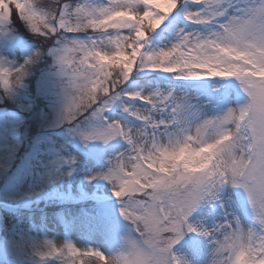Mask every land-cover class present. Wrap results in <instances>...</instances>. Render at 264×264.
<instances>
[{
    "label": "snow or ice",
    "instance_id": "snow-or-ice-1",
    "mask_svg": "<svg viewBox=\"0 0 264 264\" xmlns=\"http://www.w3.org/2000/svg\"><path fill=\"white\" fill-rule=\"evenodd\" d=\"M44 5L0 0V28L16 16L47 44L54 42L48 53L64 96L58 121L85 142L116 141L111 166L97 175L112 184L129 227L122 246L110 253L49 239L33 246L35 254L61 264H194L175 246L195 233L213 245L208 264H264V0ZM182 6L186 20L209 30L180 29L170 44L149 47L151 34ZM40 55L37 50L11 66L0 58V88L21 86ZM151 72L186 81L235 80L246 100L234 102L226 92L201 101L202 92L128 86L134 74ZM114 106L121 114L110 119L105 113ZM121 143L127 145L123 151ZM229 186L246 201L247 224L235 214L228 218L227 211L212 227L203 218L190 219L202 207L223 208ZM197 251L193 245V257Z\"/></svg>",
    "mask_w": 264,
    "mask_h": 264
},
{
    "label": "rangeland",
    "instance_id": "rangeland-1",
    "mask_svg": "<svg viewBox=\"0 0 264 264\" xmlns=\"http://www.w3.org/2000/svg\"><path fill=\"white\" fill-rule=\"evenodd\" d=\"M42 2L50 6L52 0ZM183 11L184 6L175 10L151 34L149 47L170 44L180 29L205 33L209 30L186 20ZM52 46L54 42L47 44L16 16L10 25L0 28V58L8 66L23 63L37 50L41 53L30 65L21 86L7 92L0 88V264H61L58 258L41 259L35 254L33 246L49 239L57 243L70 240L81 248L94 247L110 253L122 246L129 227L120 213L112 184L97 175L111 166L116 141L85 142L73 133V126L58 121L64 96L61 79L55 75L54 57L48 53ZM217 85L222 87L213 93ZM128 86L145 92L156 88H174L181 94L202 92L201 101L226 92L231 93L234 102L246 100L238 81L219 78L186 81L151 72L134 74ZM206 107L211 111V105ZM120 114L116 106L105 113L110 119ZM154 115L166 117L167 113ZM126 147L121 143L118 150ZM222 201L223 208L202 207L190 219L203 218L204 224L212 227L225 219L227 211L228 218L235 214L242 223H248L250 212L237 189L226 187ZM193 245L198 249L195 257ZM175 247L178 254L192 259L194 264H208L213 245L207 238L189 233Z\"/></svg>",
    "mask_w": 264,
    "mask_h": 264
},
{
    "label": "clouds",
    "instance_id": "clouds-1",
    "mask_svg": "<svg viewBox=\"0 0 264 264\" xmlns=\"http://www.w3.org/2000/svg\"><path fill=\"white\" fill-rule=\"evenodd\" d=\"M113 264H114V262H113Z\"/></svg>",
    "mask_w": 264,
    "mask_h": 264
}]
</instances>
